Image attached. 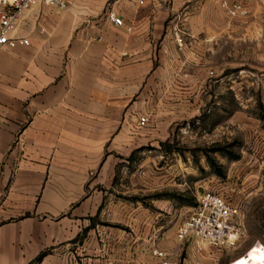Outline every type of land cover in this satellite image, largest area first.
<instances>
[{
	"label": "crops",
	"instance_id": "0c3cea01",
	"mask_svg": "<svg viewBox=\"0 0 264 264\" xmlns=\"http://www.w3.org/2000/svg\"><path fill=\"white\" fill-rule=\"evenodd\" d=\"M223 1L237 0H114L121 28L76 5L24 15L30 46L0 52V264H110V207L129 209L110 198L120 166L163 142L149 104L164 79L185 64L194 99L196 76L226 69L228 39L256 33Z\"/></svg>",
	"mask_w": 264,
	"mask_h": 264
},
{
	"label": "rangeland",
	"instance_id": "374dc122",
	"mask_svg": "<svg viewBox=\"0 0 264 264\" xmlns=\"http://www.w3.org/2000/svg\"><path fill=\"white\" fill-rule=\"evenodd\" d=\"M113 1L74 0L72 7L96 16ZM229 3L249 13L227 16L228 23L256 22V33L240 45L228 39L226 69L196 76L194 99L185 64L164 79L161 100L149 104L151 125H167L163 142L120 166L121 186L110 198L129 207H110V264H161L155 250L171 254L172 264H233L251 249L264 257V0ZM179 31L178 43L186 44L182 25ZM206 191L228 196L242 210L244 236L232 249L201 250L177 239Z\"/></svg>",
	"mask_w": 264,
	"mask_h": 264
},
{
	"label": "built area",
	"instance_id": "2783aa9c",
	"mask_svg": "<svg viewBox=\"0 0 264 264\" xmlns=\"http://www.w3.org/2000/svg\"><path fill=\"white\" fill-rule=\"evenodd\" d=\"M74 0H0V52L27 48L30 39L22 36L21 23L25 14L37 7L67 11ZM221 8L231 19H245L248 10L241 3H221ZM108 20L117 27H124V20L114 9L107 11ZM128 31H132L128 28ZM179 35V33H178ZM181 42L180 35L177 38ZM147 117L138 119V129L148 126ZM244 220L241 208L228 196L214 191L204 192L197 200V206L179 228L180 243H194L199 249H232L244 236ZM264 249V245H261ZM154 256L161 264H172L173 256L166 251L155 250Z\"/></svg>",
	"mask_w": 264,
	"mask_h": 264
},
{
	"label": "bare ground",
	"instance_id": "6f19581e",
	"mask_svg": "<svg viewBox=\"0 0 264 264\" xmlns=\"http://www.w3.org/2000/svg\"><path fill=\"white\" fill-rule=\"evenodd\" d=\"M233 264H264V257L256 249H251L247 254L237 259Z\"/></svg>",
	"mask_w": 264,
	"mask_h": 264
},
{
	"label": "trees",
	"instance_id": "16d2710c",
	"mask_svg": "<svg viewBox=\"0 0 264 264\" xmlns=\"http://www.w3.org/2000/svg\"><path fill=\"white\" fill-rule=\"evenodd\" d=\"M217 151H219V150H217ZM210 163H211V165L213 166V167H215L216 166V164H215V162L214 161H210Z\"/></svg>",
	"mask_w": 264,
	"mask_h": 264
}]
</instances>
